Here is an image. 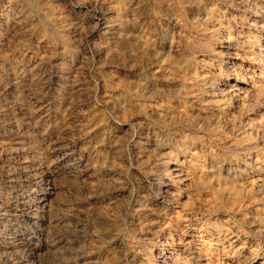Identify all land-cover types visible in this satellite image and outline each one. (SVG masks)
<instances>
[{
    "label": "rangeland",
    "instance_id": "obj_1",
    "mask_svg": "<svg viewBox=\"0 0 264 264\" xmlns=\"http://www.w3.org/2000/svg\"><path fill=\"white\" fill-rule=\"evenodd\" d=\"M121 1L123 0H0V15L4 16L0 24L8 21L10 29L7 33L8 37H4V46L0 49V114L4 110L6 112L0 117V131L5 126L11 127L12 131L7 134V140L15 134L22 135V142L28 143L23 142L27 153L39 161L42 157L40 162L48 166L52 163L53 157L39 137L46 130H51L53 137L60 142L75 145L77 148L75 156L82 157L86 164L81 167L83 170L81 174L60 173L54 177L52 181L54 190L48 196L44 213L40 214L42 218L40 225L45 230L44 235H47L42 237L44 240L42 239L40 244L42 245L45 240L51 242L54 238L52 243L60 240L63 243L56 244V247L50 250L41 249L39 256L41 255L44 261L48 260L45 264H158L163 257H167L165 259L167 264H176L177 261L186 264H203L204 262L199 261L196 256L187 254L188 251L194 250L199 242L198 238L193 239L188 246H184L186 253L180 249L181 251H176L180 256L174 257L173 251L176 244L174 242L181 239L182 234L177 232L173 241L167 235L159 236L161 234L159 229L162 228L160 216L155 212L150 215L151 194L155 191L157 184L150 181L148 175L152 157L157 154V148L153 147L162 139L166 144L168 143L167 146L173 152H181L179 156L181 160H187V153L192 150L190 153L193 152L194 156L202 161L207 173L209 172L208 175L203 176L204 179L195 175L193 186L190 185L191 187L183 190L178 203L187 213H185V222L180 225L178 231L182 226L181 230H184V225H189L188 231H190L192 217L198 215L204 221L206 220L207 224L203 225V229L210 233L206 236V244L213 242L212 236H216L217 233L226 235L225 241L222 242L223 246L220 248L212 246L211 264H264V187L259 186L257 189L250 187L254 178L240 180L239 183L232 181V183L226 176L227 172L216 161V159L221 160L227 157V159H246L250 153L246 146L255 145L258 139L264 136L263 126L259 122L261 116L251 115L252 122L248 123L239 113L230 116L231 118L219 116L216 113L204 114L205 111L199 105L198 94L190 86L181 89L172 85L168 82L167 76L169 73L168 75L175 77L179 75V78H185L191 73L190 63L202 58L200 57L202 54H207L208 49L211 48L210 45H214V51L221 50L219 47H221L222 35L209 39V42L208 37H205L206 34L201 30L204 19L210 13L219 9L223 15H235L247 19L246 21H253L260 19L263 5L257 4L254 8L240 9V6L231 5L227 2L228 0H133L125 7L128 12L124 11L122 16L123 22L125 21L123 29L116 27L117 33L113 30L112 34L107 36L102 35L103 31L88 36L92 29L86 23L85 15L72 11L78 6L76 3L83 5L84 2V4L92 2L93 6L105 7L110 4L114 6L116 2ZM108 12L113 17L112 23L119 25L118 16L114 12ZM93 43L99 52L94 50L91 45ZM208 44H210L209 48H207ZM201 47L203 50L200 49ZM61 50L64 55H61ZM253 51L258 53L256 48ZM28 52L36 55L29 67L25 60ZM51 54L57 57L63 56L62 71L59 73L67 78L51 91L53 99L62 101L58 107L59 110L50 121L42 120L43 123L41 122L38 129H35L31 123L18 125L16 120L27 121L23 118L28 117V114L23 116L21 111L30 108L29 103L26 101L27 98L19 100L18 95L14 97L12 95L14 90H6L4 85L11 82L13 77L21 81L19 78L23 79V76L27 77L26 82L24 80L23 82L26 85L31 84L33 81L30 80L35 78V71H31L30 67L37 64L40 56H47L46 59H48L52 57ZM262 62L264 66V61ZM237 64L241 69L246 70V63L242 59L237 60ZM220 67L225 70L224 66L220 65ZM150 85L154 87L151 88ZM142 88L145 90L143 91ZM188 88L192 92L187 90ZM28 89V94H33L31 90L35 92L37 87H28ZM255 106L254 102L248 100L243 113L253 110ZM180 112H182L181 115ZM161 114L165 116L161 118ZM197 115L200 117L195 119ZM193 119L197 123L193 122ZM248 127H250L249 133L247 131L244 133L243 130ZM167 138H169L168 142ZM6 139L2 138L0 142ZM30 146L32 148L29 149ZM2 150H0V179H6L8 174L3 168L6 166V158ZM212 150L214 152H211ZM210 157L215 158L213 159L215 162L211 161ZM16 159L20 158L16 157ZM98 165L101 167L99 168ZM3 169L5 172L2 171ZM216 181L221 187L226 186L225 183H227L228 191L224 193L220 189L215 191L214 189L220 187ZM223 181H225L224 185ZM0 192H2L1 195L5 192V195L9 191L2 187ZM139 198L141 205L145 208L144 218L143 212H137L135 209L137 208L136 200ZM201 206L203 209L200 211ZM186 209L190 210L189 213ZM3 212L1 211L0 214ZM10 224L12 223L0 219L1 240L8 241L6 238L12 237L13 232L19 231L18 234L25 232L26 221L17 222L15 223L17 225L12 227ZM36 243V241L33 242L31 248H34ZM23 248L29 249L28 246ZM160 249L162 250L159 251ZM176 250L179 249L176 248Z\"/></svg>",
    "mask_w": 264,
    "mask_h": 264
},
{
    "label": "bare ground",
    "instance_id": "obj_2",
    "mask_svg": "<svg viewBox=\"0 0 264 264\" xmlns=\"http://www.w3.org/2000/svg\"><path fill=\"white\" fill-rule=\"evenodd\" d=\"M100 2H102V1H100ZM131 2H133V0H123L117 4L115 3L114 6L113 5L111 6V4L109 3L110 5H106L105 7H99L96 5L93 6L92 2L91 3L87 2L88 4H84L85 3L84 2L83 5L75 2L76 5L78 4V6L75 7V9H73L72 11L76 14L83 13L85 15V21H86V23H88V25L92 29L91 30L92 32L88 36H92L93 33L96 34L99 31H103L102 35L107 36V35H111L113 30L116 29V27H118L119 29H123V24L125 21L123 22L122 16H123L124 11L125 12L127 11L125 9L126 5H128V3L131 4ZM227 2H229L231 5L240 6L241 7L240 9H242V8L246 9L249 7L254 8L257 4H259V5L262 4L263 5V7L261 9L262 15L259 16L260 17L259 20L246 21L247 19L245 20L244 18L235 16V15L234 16H227L228 14L223 15L222 14L223 12L220 13L219 9H217V10L214 9L216 11H213L212 13L207 12V13H210V15L208 14L209 16H207L206 19H204L205 21L203 23V26L201 27L202 28L201 30L204 34H206L204 36L208 37L209 42H210L209 39H212L213 37L215 38V36L217 37L218 35H222V39L220 38L222 40L221 41V47H219L221 50L217 49L218 51H214L215 50L214 45L212 46V45L208 44L207 48H209V45L211 46V48L208 49L207 54H205L202 51V53H204V54L201 53L202 56H200V57H202V58L195 60V61L192 60L193 62L190 63L191 73L189 76L186 75L185 78L180 76L182 78H179L178 77L179 75H178L177 76L178 78H177L173 75H168L169 74L168 73L167 74L168 80H169L168 82H170L172 85H174L178 88L181 87V89H182V87L190 86L193 89V91L198 94V97L200 100L199 105H200L201 109L203 111H205L204 114H210L211 115L212 113H216L219 116L231 118L230 116H234L235 113H239L240 116L242 115L243 118H245V120H246L245 122H248V123H249V121H251V118H250L251 115H258L259 114L261 116V117L259 116L260 117L259 122H261V124L263 126L262 127L263 131H264V66H263V62H262V60L264 61V38H263L264 37V0H228ZM236 6H232V7H236ZM213 7H215V6H213ZM127 9H129V8H127ZM130 9H132V8H130ZM255 9H257V8H255ZM9 10H11V9H9ZM108 11L114 12L115 15L118 16L119 25H115V23H112L113 17H111L112 15H110V12H108ZM249 11H251V10H249ZM227 12H229V11H227ZM135 17H137V16H135ZM3 20H4V16L0 15V23H2ZM5 20H7V18ZM128 22H130V21H128ZM13 23H15L14 20H13ZM8 24H9L8 21H6L5 24H0V49L4 46V37L5 36L8 37L7 33L10 32ZM52 24H53V22H52ZM130 28H132V27H130ZM197 29H199V28L197 27ZM135 30H137V29H135ZM114 32H116V30ZM196 32H198V31H196ZM118 34H120V33H118ZM121 34H122V32H121ZM12 35H14V34H12ZM115 36H116V34H115ZM57 37H59V36H57ZM63 37H65V36H63ZM137 38H139V37H137ZM204 39L207 40V38H204ZM218 39H219V37H218ZM261 40H262V42H261ZM87 41H88V39H87ZM68 42H70V41H68ZM62 43H63V41H62ZM67 43H65V44H67ZM91 45H93V48L96 51L97 50L96 45L94 43ZM143 47H144V45H143ZM255 48L258 51L257 54L253 53L254 52L253 49H255ZM200 49L203 50L202 47ZM135 50H134V52H135ZM204 50H206V49H204ZM130 52H132V51H130ZM136 52H137V50H136ZM49 55H50V53H49ZM51 55H52V57L49 56L50 58H48V59H46L47 56H44V55L40 56L39 61H38L39 63L37 62V64H34L33 67L31 66L32 69L30 67L31 71H33V72L35 71V74H34L35 78L32 76L33 78L30 80V81H33L31 84L29 83L26 85L25 80H27L26 79L27 77L23 76V79L19 78V80H21V81H18L17 80L18 78L13 77L11 79V82L4 85L6 90H9V89L14 90V91H12V95L14 97H16L18 95L19 100L21 98H23V99L27 98L26 101H28V103H29L30 108H28L27 110L21 111V112H23L22 113L23 116L26 115V113L28 114V117L23 118V119H26L27 121L23 122L24 120L23 121L16 120L18 123L14 122L15 124L17 123L18 125H23L26 123L27 124L31 123L35 129H38L39 126L43 123L42 120L45 119V120L50 121L51 119L54 118V114L57 112V110H59L58 107L61 104L60 102H62V101L61 100L56 101V98L53 99L54 96L51 97V95H52L51 91H53L56 87H58L59 83L62 80H65L67 78H65V76L62 73H59V71H62V65L64 62V60L62 59L63 56L57 57L53 54H51ZM61 55H64L63 51H62ZM35 58H36V55L34 53H32V52L27 53L25 60H26V64L28 65V67L30 65H32V62H34ZM240 59H242L246 63V67H245L246 70L245 71L243 69H241L239 64H237V60L239 61ZM45 65H48V66L45 67ZM220 65L224 66L225 70L223 68L221 69ZM229 66H231V67H229ZM160 68H162V67H160ZM160 68H159V70H160ZM178 68H179V66H178ZM166 69H170V68H166ZM188 69H189V67H188ZM185 70H186V67H185ZM181 71H183V70H181ZM247 71H249L250 73ZM163 72H164V70H163ZM174 72L176 73L177 71H174ZM162 79H163V77H162ZM23 80L25 82H23ZM163 81H165V80L163 79ZM166 83H167V80H166ZM146 84H147V81H146ZM28 87L29 88L30 87H34V88L37 87V90L35 92H33L31 90V92L33 94H28V91H29ZM152 87H154V86H151V88ZM148 88L150 89V87H148ZM142 90H143V88H142ZM187 90H190V89L188 88ZM146 91H147V87H146ZM190 92H192V91L190 90ZM57 96H60V95H57ZM122 96H123V94H122ZM248 100L251 102H254V104L256 106H255V108L253 107L254 108L253 110H250L248 112L243 113V109L246 108V103L248 102ZM173 104H175V103H173ZM166 105H168V104H166ZM170 105H169V107H170ZM178 106H179V104H178ZM251 106H252V104H251ZM248 108H249V106L247 107V109ZM163 109H165V108H163ZM175 110H177V109H175ZM164 111L165 110H163V112ZM179 111H181V109H179ZM5 113H6L5 110L2 111L0 114V117H2ZM181 113L182 112H180V115H181ZM175 114L177 115V113H175ZM185 114H186V112H185ZM163 115L161 114L160 117ZM212 115H214V114H212ZM186 116H187V114H186ZM242 116H241V118H242ZM199 117H200V115H197V117H194V118L198 119ZM195 119H193V122L197 123V121ZM205 119H206V117H205ZM216 119H217V117H216ZM161 120H164V119H161ZM214 122H215V120H214ZM243 122H244V120H243ZM254 122H256V121H254ZM173 123H174V120H173ZM255 125H256V123H255ZM215 127H217V126H215ZM243 127H244V125H243ZM11 131H12L11 127L8 128L5 126L0 131V141L2 138L6 139L7 134L9 132L11 133ZM214 131H215V129H214ZM216 131H217V129H216ZM243 131H244V133L246 131L247 132L250 131V127H248L247 129H245ZM217 132L219 133V130ZM214 133H216V132H214ZM251 133H252V130H251ZM8 137H10V136H8ZM21 137H22V135L15 134L14 137L9 138L8 140L6 139L7 141L5 140L4 142H0V150L3 149L2 152L6 158V162H5L6 166H3V168H5L6 173L8 174L7 178L5 177L6 179H0V188H2V187L4 189L6 188L9 191L7 194H5L7 196L4 195L5 192L3 193V195H1L2 192H0V213H1V211H4L3 214H0V219H3L7 222L12 223V224H10L11 227L13 225L14 226L17 225V224H15L17 222L20 223V222L26 221V226H25L26 229L24 228L25 232L22 231V234H20V233L18 234L19 231L13 232L12 237L6 238V239H8V241L0 239V257L2 259L1 264H45V262H47L48 260L44 261V258L40 257L41 255L39 256V251L43 248L50 250V248L56 247V244L63 243V241H61V240L55 241V243H52V241H54V239H55L54 238L51 242L50 241L46 242V240H45L44 242H42V245L40 244L41 240L43 239L42 237L46 235V234L44 235V231H45L44 228L40 225V222H41L40 220L42 219L40 217V214L44 213V210L47 207L46 201L48 199V196L50 195V192L52 190H54L53 185H52L53 184L52 181H53L54 177L60 173H67V174H71V173L73 174L74 173V175H77L83 171V170H81V167H84V165H86V164L84 163V159L82 157H76L75 156L76 150H77L75 145H69V143L66 144V143L60 142V140L53 137L51 130H46L43 134H40V137H39L40 138L39 140L42 143H44L47 150L49 151V154L52 155V157H53L52 163L48 166H46L45 163L40 162L42 157L40 158V161H39V160H36L35 157H34L35 158L34 159L33 157H31L32 155L30 156V154L27 153V149L24 147L25 145L23 143L25 141L22 142ZM235 138H233V139H235ZM22 139H24V138H22ZM168 139L169 138H167V142H168ZM155 140H156V138H155ZM238 140H240V139H238ZM255 140H256V138H255ZM225 142H224V144H225ZM25 143H27V142H25ZM37 143L40 144L38 141H37ZM138 143H140V142H138ZM186 143H185V145H186ZM204 143H206V142H204ZM167 144L165 143L164 140L161 139V140L157 141L155 146L153 147V148H155V147L157 148V150H156L157 154H155L154 157H152L153 158V160L151 161L152 163L150 162L151 166H150L148 177H149L150 181L156 182L157 186H156L155 191L152 190L153 193L151 194L152 195L151 202H150L151 209H149L150 215H153V212H155V213H157L158 216H160V222L162 223V225H161L162 228L159 229V230H161V234L159 236H162V235L166 236L167 235L172 240L175 237V235H177V232H178V234H182V236H181L182 238L178 239V241L174 242V243H176L174 246L175 247L174 251H173L174 257L180 256V254L176 251L182 250V252H185L184 246H188L189 243L193 239L198 238L199 242L195 245L194 250L191 252L188 251L187 254L192 256V257L196 256L197 259L201 262L210 263L212 258H213L212 246H218V248L223 246L222 242L225 241L224 237L226 235L221 234V233H217L216 236H212L213 242H211L209 245H208V243L206 244V242H205L207 240L206 236L210 235V233H207L203 229V225L206 223V220L204 221L201 217H198V215L197 216L194 215V217H192L190 231H188L189 225H186V226L184 225V227H185L184 230H181L183 228V226H182V228L178 231L180 225L183 222H185V219H184V218H186L185 213H187L181 209V205H179V203H178V200L182 197L183 190L185 188H188L193 183H195V175H198L199 177H203L206 174L208 175L209 172L207 173V170H205L204 166L201 163L202 161H200V159L197 156H194L193 152H192V154L190 153L192 151L191 149H190L191 151L188 150L190 152L187 153V155H188L187 160H183V159L181 160V158L179 157L181 152H179V151L173 152L171 150V148L167 146ZM29 145H27V146H29ZM187 145H188V143H187ZM171 146H172V144H171ZM241 146H244V145H241ZM42 147H44V146H42ZM174 147H176V146L174 145ZM178 147H179V145H178ZM226 147H228V146H226ZM229 147H230V145H229ZM30 148H32V147L30 146L29 149ZM246 148L248 149V151H250V153L246 159H241V158H231V159L229 158V159H227L228 158L227 157V158H223L221 160L216 159V161L219 163L220 167H222L227 172L226 176L229 179H231V182L233 181V182L239 183L240 180L245 181V179H247V178H254V181L251 184V186L249 185L250 187H252V188L256 187L255 189H257V187H259V186L264 187V136H262L261 139H258V143H256L255 145H253V146L247 145ZM39 149L41 150V148H39ZM179 149H180V147H179ZM37 151H38V149H37ZM211 152H214V151L212 150ZM38 153H40V151H38ZM34 154H35V152H34ZM38 156H39V154H38ZM152 156H153V153H152ZM208 156H210V155H208ZM16 157H19L20 159L18 160V159H16ZM148 157L151 158V156H148ZM101 158H100V160H101ZM184 158H185V155H184ZM217 158H219V157L217 156ZM201 159H203V158H201ZM210 159H211V161L215 162V160H213L215 158L210 157ZM96 162H94L95 166H96ZM101 162H103V161H101ZM99 163L100 162H98V164ZM171 163H172V165H171ZM101 165H104V164H101ZM98 167L100 168L101 166L98 165ZM214 167H216V166H214ZM102 168H104V167H102ZM2 171H4V169ZM146 171L148 172V170H146ZM6 173H5V176H6ZM214 173H216V172H214ZM209 176H211V175L209 174ZM212 176H215V175H212ZM227 177H226V179H227ZM0 178H1V176H0ZM203 179H204V177H203ZM207 179H209V178L207 177ZM203 181H205V180H203ZM216 182H218V181H216ZM224 182L225 181H223V185H224ZM199 183H196V184H199ZM238 183H236V184L238 185ZM240 183H242V182H240ZM217 184H219V182ZM225 184H226V186L224 185L223 187H221V185L219 184L220 187H218V189L216 188L214 190L219 191V189H220L222 193L228 191L229 187H227V183H225ZM154 186H155V184H154ZM239 187H241V186H239ZM242 187H243V185H242ZM214 190L212 189L213 192H214ZM215 194H217V192H215ZM186 195H187V191H186ZM218 195H219V193H218ZM221 196H223V195H221ZM214 197H215V195H214ZM223 198H224V196H223ZM216 199H217V196H216ZM147 201H150V200H147ZM214 201H215V199H214ZM216 201H218V200H216ZM219 201L221 202V199ZM141 203L142 202L140 201V198L138 200H136V203H135L136 206L135 207H137V208H135V209H137V212L145 211V208L141 205ZM186 205H189V204H186ZM192 206H195V205H192ZM196 207H197V205H196ZM210 207L211 206H209V208ZM200 208L201 209H199V210L201 211L203 208H202V206ZM188 209H186V210H188ZM193 210H194V208H193ZM189 211L190 210H188V213H189ZM69 213L71 214V212H69ZM134 213H133V215H135ZM147 213H149V212H147ZM173 214H175V215H173ZM208 214H209V211H208ZM68 216H70V215H68ZM73 216H74V214H73ZM144 216L145 215L143 212V218H144ZM13 221L15 222L14 224H13ZM21 226H23V225H21ZM49 226H50V224H49ZM50 230H51V227H50ZM208 232H210V231H208ZM47 233L49 234V232H47ZM50 237L51 236H49V238ZM157 238H158V236H157ZM155 239H156V237H155ZM57 240H58V238H57ZM35 241L37 243L35 244L34 248H31L32 243ZM25 246H28L29 249H24L23 247H25ZM176 248H178L179 250H176ZM218 248L216 247V250ZM161 250L162 249H160L159 251H161ZM52 254H54V253H52ZM83 254H85V253H83ZM166 258L167 257H163L162 260L158 264H167L165 262ZM183 260H185V259L183 258ZM180 261H182V260H180ZM177 263H181V262L177 261L176 264ZM181 264H186V263L182 262Z\"/></svg>",
    "mask_w": 264,
    "mask_h": 264
}]
</instances>
